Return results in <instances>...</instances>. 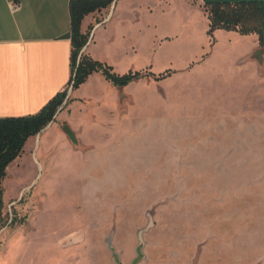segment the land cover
<instances>
[{
	"label": "rangeland",
	"instance_id": "1",
	"mask_svg": "<svg viewBox=\"0 0 264 264\" xmlns=\"http://www.w3.org/2000/svg\"><path fill=\"white\" fill-rule=\"evenodd\" d=\"M123 18L104 63L170 76L72 91L44 155L35 139L9 166L2 231L58 264H264V51L207 36L196 0H138Z\"/></svg>",
	"mask_w": 264,
	"mask_h": 264
},
{
	"label": "crops",
	"instance_id": "2",
	"mask_svg": "<svg viewBox=\"0 0 264 264\" xmlns=\"http://www.w3.org/2000/svg\"><path fill=\"white\" fill-rule=\"evenodd\" d=\"M70 1L0 0V118L35 115L68 87L71 78L72 50ZM135 1L138 0L117 1L111 17H109L111 8L108 15L102 14L104 21H107L105 26L96 28L94 16H89L82 22V32L90 28L92 32L96 28L84 55L104 63L109 61L108 57L112 50L121 53L123 42L121 40L125 35L122 25L126 20L123 13ZM160 1L167 7L171 6V0ZM237 1L263 0H196V5L200 9L206 2ZM191 3L193 4V1ZM138 10L140 7L135 10L130 8L127 15L134 14V20L137 21ZM254 38V42L257 43V37ZM116 39L121 40L117 43L114 41ZM97 74L91 75L81 86V90L79 88L74 92L78 95L92 80L104 87L102 76L99 77ZM43 136H40L38 148H35L38 155H44L45 148L40 146V142L44 140ZM35 139L36 137L29 139L24 150L27 146L35 144ZM6 233L9 234L0 244V264L59 263L57 261L59 254L49 252L42 253L39 259L25 258L23 244L25 242L21 241L24 234L18 230L12 233L5 230L0 234V238ZM60 252V255L64 253Z\"/></svg>",
	"mask_w": 264,
	"mask_h": 264
},
{
	"label": "trees",
	"instance_id": "3",
	"mask_svg": "<svg viewBox=\"0 0 264 264\" xmlns=\"http://www.w3.org/2000/svg\"><path fill=\"white\" fill-rule=\"evenodd\" d=\"M120 1V0H117ZM114 0H71L70 13V41H71V78L68 87L62 93L52 98L37 114L17 117L0 118V231L7 226L14 225L16 219L5 221L3 216V181L6 178L9 166L24 153L29 139L35 138L51 122L63 107L67 91L72 84L73 91L80 88L86 80L95 73L117 89L142 79L152 78L156 81L170 76V71L159 75L151 72H127L119 75L113 67L93 60L87 55H81L86 46L90 29L81 31L82 22L89 16L100 15L109 9ZM202 12L208 21L207 36L212 37L215 31L234 32L240 36L254 35L257 37L259 49L264 51V0L263 1H237V2H206L201 6ZM68 104V101L67 103ZM71 137L72 133L67 132Z\"/></svg>",
	"mask_w": 264,
	"mask_h": 264
},
{
	"label": "water",
	"instance_id": "4",
	"mask_svg": "<svg viewBox=\"0 0 264 264\" xmlns=\"http://www.w3.org/2000/svg\"><path fill=\"white\" fill-rule=\"evenodd\" d=\"M117 2V0H114V2L112 3V5H111V11H110V16L109 17H111V15H112V12H113V10H114V6H115V3ZM109 19V18H108ZM107 21H104L103 23H101V24H98V25H96V28H98V27H100V26H102L104 23H106ZM96 28H94V30L96 29ZM93 30V31H94ZM93 31L91 32V34H90V36H89V40H88V42H87V44H86V46L82 49V51H81V53H80V56L81 55H83V53H84V51H85V49L87 48V46L91 43V40H92V37H93ZM72 91H73V87H72V84L70 85V87H69V89H68V91H67V96H66V99H65V101H64V104H63V106H65L66 105V103H67V101H68V99H69V96H70V94L72 93ZM62 110V108L61 109H59V111L57 112V114H56V116H55V118H54V121H55V119L57 118V116H58V114L60 113V111ZM53 123L54 122H51L40 134H38L37 136H36V141H37V144H36V149L38 148V142H39V139H40V136H41V134L42 133H44L50 126H52L53 125ZM22 197V196H21ZM21 197H20V199H21ZM10 222H11V220L9 221V224H10ZM2 232H4V231H0V234L2 233ZM79 235H80V233H79ZM135 262H137V260L135 261Z\"/></svg>",
	"mask_w": 264,
	"mask_h": 264
},
{
	"label": "bare ground",
	"instance_id": "5",
	"mask_svg": "<svg viewBox=\"0 0 264 264\" xmlns=\"http://www.w3.org/2000/svg\"><path fill=\"white\" fill-rule=\"evenodd\" d=\"M50 127H51V126H50ZM50 127H49V128H50ZM49 128H48V129H49ZM48 129H47V130H48ZM47 130H46V131H47Z\"/></svg>",
	"mask_w": 264,
	"mask_h": 264
}]
</instances>
